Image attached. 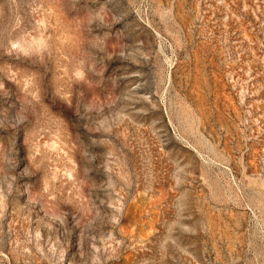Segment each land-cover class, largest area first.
<instances>
[{
	"label": "rangeland",
	"instance_id": "rangeland-1",
	"mask_svg": "<svg viewBox=\"0 0 264 264\" xmlns=\"http://www.w3.org/2000/svg\"><path fill=\"white\" fill-rule=\"evenodd\" d=\"M0 264H264V0H0Z\"/></svg>",
	"mask_w": 264,
	"mask_h": 264
}]
</instances>
